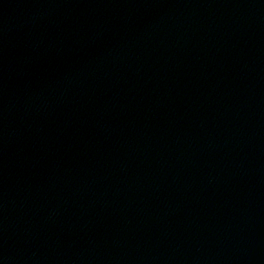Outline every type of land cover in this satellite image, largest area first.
Here are the masks:
<instances>
[{"label":"water","instance_id":"water-1","mask_svg":"<svg viewBox=\"0 0 264 264\" xmlns=\"http://www.w3.org/2000/svg\"><path fill=\"white\" fill-rule=\"evenodd\" d=\"M0 264H264V0H0Z\"/></svg>","mask_w":264,"mask_h":264}]
</instances>
